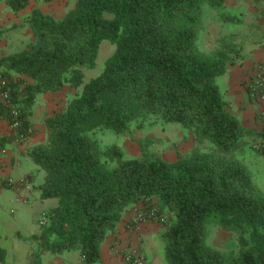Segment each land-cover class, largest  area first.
Masks as SVG:
<instances>
[{
  "label": "trees",
  "instance_id": "obj_1",
  "mask_svg": "<svg viewBox=\"0 0 264 264\" xmlns=\"http://www.w3.org/2000/svg\"><path fill=\"white\" fill-rule=\"evenodd\" d=\"M31 1L4 0L15 14ZM226 2L75 0L62 18L40 8L29 14L33 41L0 58L11 97L0 114L10 121V108L19 109L26 137L38 95L60 93L66 84L78 89L102 42L116 46L103 72L46 119L47 141L28 152L45 172L41 199L56 200L49 223L31 237L43 250H76L84 264L98 263L126 210L152 200L167 218L161 239L169 264H264V192L237 158L264 134L230 113L217 83L240 60L242 46L225 36L211 52L198 47L205 6L224 7L220 20L227 21ZM157 122L179 124L213 149L195 148L169 161L150 153L144 139L141 156L128 158L94 135L99 129L140 132ZM213 225L238 234L237 252L208 243ZM6 258L0 246V264Z\"/></svg>",
  "mask_w": 264,
  "mask_h": 264
},
{
  "label": "crops",
  "instance_id": "obj_2",
  "mask_svg": "<svg viewBox=\"0 0 264 264\" xmlns=\"http://www.w3.org/2000/svg\"><path fill=\"white\" fill-rule=\"evenodd\" d=\"M34 5L31 1L29 8L21 14H15L9 10L4 0H0V58L8 56L15 51L17 45L26 46L28 35L31 32L26 20L32 12ZM229 20L220 21L215 15L203 22V34L201 46H205L204 52H211L218 48L219 41L230 36L242 46L241 58L230 66L223 78L224 99L229 106L230 113L238 115V120L249 130L258 134H264V120L259 115V105L250 98L245 80L251 75L253 64L264 60V0H227L225 3ZM206 10L204 9V12ZM212 14V13H211ZM236 17L234 23L231 17ZM16 31L10 30L14 27ZM43 95V98H41ZM59 94L50 96L48 93L38 95L34 110L30 116L31 133L23 141L17 139L16 133L10 128L7 116L0 114V144L2 155L0 156V189L32 191L35 180L32 173L21 174L22 159L29 157L28 152L39 144L47 141V129L45 121L48 117L63 105L59 106ZM254 104H257L258 107ZM59 106V107H58ZM264 147V139L259 140ZM252 144H257L253 142ZM6 182V185H3ZM41 185V184H40ZM39 185V186H40ZM38 186V187H39ZM50 209L56 205V200L50 199ZM26 202V199L24 200ZM153 203L151 200L141 201L129 207L123 215L118 228L107 236L102 245L101 259L95 264H125L122 253L131 247H139L150 264L157 248H162L161 235L165 230L164 225L157 221H145L141 229L136 232L130 224L138 210ZM36 231L34 234H38ZM35 249L29 250L27 261L23 255L13 254L6 259L7 264H84L80 252L73 250L55 254L43 250L38 242H31ZM19 248V242H15ZM19 248V253H20ZM162 256L165 257V250ZM9 261V263H8Z\"/></svg>",
  "mask_w": 264,
  "mask_h": 264
},
{
  "label": "rangeland",
  "instance_id": "obj_3",
  "mask_svg": "<svg viewBox=\"0 0 264 264\" xmlns=\"http://www.w3.org/2000/svg\"><path fill=\"white\" fill-rule=\"evenodd\" d=\"M32 2L34 5L30 10L36 7L42 9L45 13L62 18L73 8L75 0H32ZM221 9L225 11L224 7H210L206 5V11L204 12L203 10L202 13V28L204 25L203 22L209 20L212 15H215L216 18L220 20L221 16L219 13ZM202 28L198 35V47L204 52V50H206L204 48L205 46H201ZM10 30H14L13 32H15L16 26L15 29L12 27ZM30 30L31 32L27 40L28 43L33 41L32 29L30 28ZM24 47L17 45L15 51L19 52ZM115 49L116 46L110 41L102 42L95 67L83 69L84 82L78 89L72 88L69 84H66L65 88L60 93H56L59 94L60 99L58 105H63V108L66 107L77 94L81 93L86 83L98 77L105 69L107 59L114 53ZM0 72L2 71L0 70ZM223 78L224 76L219 77L217 83L224 97L225 89L223 87ZM48 94L54 96L52 93ZM41 98H43V95ZM254 105L256 108L258 107L257 104ZM231 114L238 118L235 112ZM94 135L102 145H117L122 148L128 158L141 156L140 144L144 139L150 140V145L148 147L150 153L169 161H173L180 156L186 157L195 148H201L206 151L213 149L212 143H198L194 135L179 124H165L161 122L150 123L140 132L134 131L126 134H117L111 129H99L95 131ZM252 145L254 148L248 145L244 151L238 153L237 158L248 167L253 175L255 184L264 192V147L261 146V143ZM21 159V174L30 172L35 180L30 193L24 190L0 189V246L7 251V257L13 254H21L19 256L23 257L24 255L25 259L29 261L28 259H30V257H28V254L31 253L29 250L35 249V246L30 247L31 242H36V240H33L31 237L37 230L40 231L44 220L46 224L49 223L48 212L50 211L49 207L51 201L41 199V191L38 187L40 184L44 183L45 172L39 169L30 157ZM25 199L26 202H24ZM15 242H19L21 245V247H19L21 248L20 253L19 248L15 247ZM208 243L223 252L235 253L238 250V234L235 231L213 225L209 229ZM161 244V251L157 248L156 255L151 259L150 264H169L167 259L162 256L164 250L163 241ZM4 264L7 263L5 262Z\"/></svg>",
  "mask_w": 264,
  "mask_h": 264
},
{
  "label": "built area",
  "instance_id": "obj_4",
  "mask_svg": "<svg viewBox=\"0 0 264 264\" xmlns=\"http://www.w3.org/2000/svg\"><path fill=\"white\" fill-rule=\"evenodd\" d=\"M247 92L252 100L259 105V115L264 120V60L253 64L252 73L245 80ZM10 91L8 89V81L0 72V104H10ZM20 110L10 108V128L16 133L18 140H25L27 137L19 131ZM157 221L162 225L166 224L167 218L162 214L159 208L155 205L148 204L144 208L137 211L136 216L131 221V228L138 232L141 229V224L145 221ZM42 224H46L44 220ZM122 258L125 264H146V256L141 248L131 247L122 253Z\"/></svg>",
  "mask_w": 264,
  "mask_h": 264
}]
</instances>
